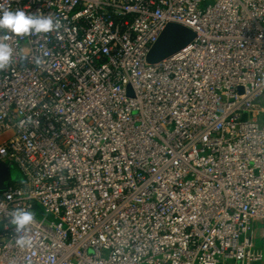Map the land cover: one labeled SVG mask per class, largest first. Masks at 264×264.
Listing matches in <instances>:
<instances>
[{
    "label": "built area",
    "instance_id": "1",
    "mask_svg": "<svg viewBox=\"0 0 264 264\" xmlns=\"http://www.w3.org/2000/svg\"><path fill=\"white\" fill-rule=\"evenodd\" d=\"M205 1L0 0L62 22L0 71V264L263 262L264 0ZM168 24L195 38L148 64Z\"/></svg>",
    "mask_w": 264,
    "mask_h": 264
},
{
    "label": "clouds",
    "instance_id": "2",
    "mask_svg": "<svg viewBox=\"0 0 264 264\" xmlns=\"http://www.w3.org/2000/svg\"><path fill=\"white\" fill-rule=\"evenodd\" d=\"M61 27V20L51 14H29L19 9H0V71L7 69L12 63L14 48L9 41L31 35H46ZM34 63L41 64V58L36 57ZM35 222V213L31 209L16 208L9 213V224L16 233V247H31L30 226Z\"/></svg>",
    "mask_w": 264,
    "mask_h": 264
},
{
    "label": "water",
    "instance_id": "3",
    "mask_svg": "<svg viewBox=\"0 0 264 264\" xmlns=\"http://www.w3.org/2000/svg\"><path fill=\"white\" fill-rule=\"evenodd\" d=\"M195 34L188 28L168 24L157 41L150 48L146 61L148 64H157L185 48L193 39ZM129 95L131 91L129 90Z\"/></svg>",
    "mask_w": 264,
    "mask_h": 264
},
{
    "label": "rangeland",
    "instance_id": "4",
    "mask_svg": "<svg viewBox=\"0 0 264 264\" xmlns=\"http://www.w3.org/2000/svg\"><path fill=\"white\" fill-rule=\"evenodd\" d=\"M212 3L213 0H206L203 3L202 8H205ZM21 181L22 175L16 167H10L9 169H6L0 164V191L4 190L9 183H17ZM260 264H264V260Z\"/></svg>",
    "mask_w": 264,
    "mask_h": 264
}]
</instances>
